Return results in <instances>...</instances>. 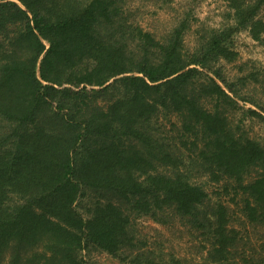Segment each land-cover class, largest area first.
<instances>
[{
  "label": "trees",
  "instance_id": "16d2710c",
  "mask_svg": "<svg viewBox=\"0 0 264 264\" xmlns=\"http://www.w3.org/2000/svg\"><path fill=\"white\" fill-rule=\"evenodd\" d=\"M225 1L233 24L187 53L183 24L158 38L119 0H0V264H92L89 247L118 256L136 246L138 216L166 209L204 234L213 261L259 262L252 235L229 226L224 203L205 209L207 192L149 127L161 109L178 113L180 142L214 180L233 182L246 220L264 228V145L231 116L264 121V104L243 108L217 68L205 71L237 56V30L264 39V0ZM134 250V264H166Z\"/></svg>",
  "mask_w": 264,
  "mask_h": 264
},
{
  "label": "rangeland",
  "instance_id": "374dc122",
  "mask_svg": "<svg viewBox=\"0 0 264 264\" xmlns=\"http://www.w3.org/2000/svg\"><path fill=\"white\" fill-rule=\"evenodd\" d=\"M119 1L124 9V16L131 23L140 25L158 38L183 24V50L187 53L197 50L203 39L214 29L233 24L231 10L225 0ZM261 15L264 17V8ZM231 45L237 51V56L229 61L223 58L212 60L211 68L205 71L215 76L212 69L217 68L233 90L230 91L219 78H216L217 81L237 99L238 104L243 108L257 109L256 105L264 104V39H253L249 29L243 27L232 35ZM107 98L94 97L89 99V103L103 106L107 103ZM208 105L211 106V103ZM231 116L234 123L239 120L240 128L264 145V121L245 116L241 109L232 111ZM180 121L178 113L161 109L152 117L149 127L153 135L168 144L177 155L178 166L185 176L207 192L205 209H210V205L216 201L224 203L228 207L229 226L238 229L243 235H252L257 247L254 257L259 260L257 264H264V249L260 246L264 239V228L252 226L246 220L242 209V195L235 194L233 182L214 180L197 160L191 145L185 146L180 142ZM171 168L173 169L171 166H161L160 169ZM77 205L82 213H87L85 199H80ZM160 215V220L143 214L133 221L131 229L137 241L134 247L139 246L140 251L151 250L156 258L162 254L166 264H174L173 258H178L182 261L181 264H237L233 261H213L208 255L209 240L200 230L192 227L186 217L171 209H166ZM134 247L124 248L118 256L96 247H89L83 253L92 264H134Z\"/></svg>",
  "mask_w": 264,
  "mask_h": 264
}]
</instances>
